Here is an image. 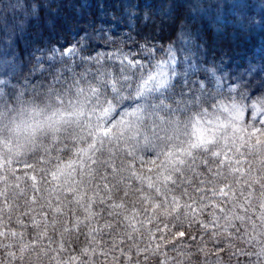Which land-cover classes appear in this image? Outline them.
<instances>
[{"label":"trees","instance_id":"trees-1","mask_svg":"<svg viewBox=\"0 0 264 264\" xmlns=\"http://www.w3.org/2000/svg\"><path fill=\"white\" fill-rule=\"evenodd\" d=\"M64 2L53 6L54 10L49 12L52 25L47 26L36 24L28 0H0V33L10 38L5 40L6 48L0 57V116L3 117L0 119L5 118L1 104H5L11 82L26 73L33 79L34 88L41 81L51 79L57 88L70 89V83L58 77L56 63L63 54L70 55L66 57L67 62H74V53L50 51L44 38L48 31L57 27L60 6L66 4ZM187 6L178 4L175 14L169 13L171 22L160 27L149 18L143 20V30L155 34L156 39L146 46L142 61L141 58L129 60L134 67L143 66L147 70V80L141 81H145L143 90L135 87L130 100L125 98L126 102L117 104L121 90L116 86L121 84L120 80L101 81L98 95L107 96L94 100L96 109L90 118L89 129L82 136L71 137L75 144L72 148L52 151L53 160H48L47 151L58 146L30 147L28 151L34 160L20 167L15 165L14 156L5 153L0 146V264H264V225L261 222L264 213V147L248 135L253 127L264 128V108L254 125L246 126L241 132L234 155L184 167L181 173L178 171L183 168L182 162L170 158L163 149V142H157L158 134L151 135L149 130L143 132L138 129L142 126L136 124L138 100L167 93L185 77L183 63L176 59L181 54L187 33L193 35L190 39L198 46L200 55L212 53L218 43L221 31L217 30L215 12L210 14L205 9L185 12ZM40 8L43 12L44 6ZM181 18L184 25L178 23ZM21 21L28 23L29 30L18 35L22 30ZM176 62L178 65L173 67ZM234 68L236 74L241 72L242 78L243 72L252 76L259 71L253 62ZM31 69L33 71L28 72ZM173 69L180 71L173 76L170 75ZM260 71L264 74V68ZM113 114L122 124L117 131L113 128L117 124ZM173 114L183 118L177 110H168L164 115ZM163 124L157 133L177 134L176 122L166 120ZM104 127L116 132L119 138L101 135ZM4 128L5 124L0 120V144L4 145L7 129H11L14 135L23 130L13 124L5 131ZM137 135L139 138L135 140ZM161 135H158L160 141L164 139ZM77 137L85 138V142L77 141ZM260 140L264 143V136ZM144 141L146 143L141 148ZM247 145L253 147L252 156L247 154ZM97 153L109 156L108 164H99L98 161L106 159H97ZM45 160L49 164L45 165ZM103 169L108 174L117 173L127 179L121 184L124 188L121 195L133 203H148L154 211V218L131 235L117 231L118 225L115 234L101 235L95 241L83 236L87 232L63 238L62 233L74 228V224H69L71 219L64 218L67 216L60 213L63 207H55L52 198L61 195V202L69 200L66 195L71 193L64 191L70 185H77L76 190L86 209L81 207L76 215L85 210L89 222L91 213L88 207L94 202L90 203L88 184L94 182L93 175H102ZM170 177L181 179L182 194L185 193L194 204L190 209L182 210L179 194L167 188ZM132 202L124 201L122 205L129 206ZM30 203L33 205H28ZM12 207H16L18 217L24 214L29 222L18 224L20 222L13 218ZM92 210L98 211L97 208ZM71 211L68 216L73 218L75 211Z\"/></svg>","mask_w":264,"mask_h":264},{"label":"rangeland","instance_id":"rangeland-1","mask_svg":"<svg viewBox=\"0 0 264 264\" xmlns=\"http://www.w3.org/2000/svg\"><path fill=\"white\" fill-rule=\"evenodd\" d=\"M63 2L66 4L60 6L61 17L57 27L48 31L44 38L50 51L55 49L74 53H69L74 56V62H67L66 57L70 55L63 54L56 63L58 77L67 80L70 89L57 88L55 82H50L51 79L41 81L34 88L33 79L26 73L11 82L5 104H1V111L5 109V118L0 119L5 124L4 131L10 124L23 129L16 131V135L7 129L5 145L0 144L5 153L14 156L16 166L21 167L34 160L28 151L30 147L58 146L47 151L48 160H53L52 151L72 148L75 144L71 137L78 134L82 136L89 129L90 118L96 109L94 100L99 96H107L98 95L101 81L109 83L115 82L114 78L120 80L121 84L116 86L121 90V95L116 99L118 104L126 102L125 98L130 100L135 87L143 90L142 85L147 80L146 68L134 67L129 60L141 58L142 61L146 46L156 39L155 34L143 30L142 26L146 19L145 10L159 7L153 0H61L59 4ZM205 10L210 14L215 12L217 30L221 31L212 53L200 55L198 46L190 39L193 35L187 33L181 54L176 59L183 63L182 71L186 73L181 83L172 86L167 93L144 96V99L137 101L136 124L142 126L138 129L143 132L151 129V135H161L157 131L164 126L166 120L163 114L168 110H177L183 117L194 115L186 135L174 139L172 137L177 134L161 135L164 137L162 142L165 152L173 161L182 162L183 168L178 171L180 173L184 167L218 160L216 157L219 156L234 155V147L241 139V132L246 126L254 125L264 108V74L260 71L264 68V0H249L240 9L248 15H258L261 20L259 29L253 30L252 35L241 43L229 42V31L234 26L235 18L229 5L213 4L211 7L205 6ZM140 23L142 27H138ZM249 62H253L259 71L255 73L256 76L251 73L249 75L252 76H248L247 72H243V81L241 72L236 74L234 67H243ZM177 65L178 62L173 67ZM142 80H145L144 83H141ZM138 138L139 135L135 140ZM76 140L85 142L82 137ZM145 143H141L140 147ZM246 151L250 156L253 155L252 146L247 145ZM101 157L106 160L98 161L99 164H108L109 156L96 154L97 159ZM44 164L49 162L45 160ZM171 174L175 176V173ZM92 180L94 182L88 184L90 186L87 189V194L92 198L90 203L94 202L92 207H88L91 213L89 222L83 212L85 210L76 215L81 207L86 209L76 190L77 185H70L64 191L71 193L70 196L66 195L69 200L61 202V195L52 198L55 207H63L60 213L67 216L64 218L71 219L69 224H74V228L62 233L63 238L87 232L83 236L95 241L101 235L115 234L118 225L117 231L131 235V232L140 231L149 219L154 218V211L148 203H133L130 198L121 195L124 190L121 184L127 179H122L119 174H108L103 169L102 175H93ZM179 180L170 177L167 188L179 194L182 210L186 207L190 209L194 204L185 193L182 194L183 186ZM128 200L132 202L129 206L122 205ZM95 208L97 212L92 210ZM72 209L76 215L73 218L72 215L68 216L72 214ZM15 210L16 207H12L13 218L20 222L18 224L29 222L24 214L18 217Z\"/></svg>","mask_w":264,"mask_h":264},{"label":"clouds","instance_id":"clouds-1","mask_svg":"<svg viewBox=\"0 0 264 264\" xmlns=\"http://www.w3.org/2000/svg\"><path fill=\"white\" fill-rule=\"evenodd\" d=\"M32 9L34 10V19L37 25H52V17L49 15L50 11L54 10V5H58L61 0H28ZM153 2L158 5V9H147L144 12L146 18L155 21L157 27L163 26L165 23L171 22V17L166 15L168 13L175 14L176 6L178 4H187L188 6L184 9L185 12L188 11H196V10H203L205 6L211 7L213 4H227L230 8L234 11V26L229 31V42L241 43L245 41L250 35H252L253 30H258L261 25V20L258 15H248L246 12L241 11L240 9L242 6L249 2V0H153ZM252 2H256V0H252ZM43 5V12H41L40 6ZM219 11V9H218ZM180 25H184V19H180L178 21ZM22 30L18 35L22 34L23 32H27L29 30V25L26 21H21ZM215 26V25H214ZM236 34V35H233ZM10 40L9 37H5L4 34L0 33V57L3 56L6 44L5 40ZM180 70L173 69L170 75H176ZM164 115V114H163ZM166 120H172L177 123L178 125V132L176 136H173L172 139L179 137L180 135H186L188 133L189 126L194 118V115H188L186 117H179L176 114L171 116L164 115ZM113 119L119 122V117ZM100 125L97 124V128ZM151 132L152 130L149 129ZM103 135L102 133H100ZM157 142L162 143L160 141V137L157 135L156 137ZM167 140V137H165Z\"/></svg>","mask_w":264,"mask_h":264},{"label":"snow or ice","instance_id":"snow-or-ice-1","mask_svg":"<svg viewBox=\"0 0 264 264\" xmlns=\"http://www.w3.org/2000/svg\"><path fill=\"white\" fill-rule=\"evenodd\" d=\"M122 127V124L120 122H118L117 124H115L113 126V128L116 129V131L118 129H120ZM101 132L103 135H112V136H115L116 138H119L117 135H116V132H112V130H110L108 127H104L103 129H101ZM259 134V135H257ZM249 137L250 138H254L255 139V143L256 144H261L262 147H264V143L261 142L260 140V137L261 136H264V128H252V130L248 133ZM196 145H193V147H195ZM215 154V153H214ZM262 216V225H264V213L261 214ZM215 218V217H214ZM240 219H243L242 217H239ZM181 235H183V233H181Z\"/></svg>","mask_w":264,"mask_h":264}]
</instances>
